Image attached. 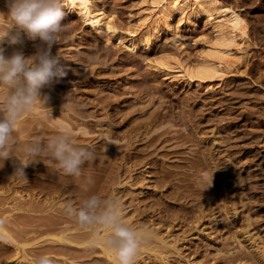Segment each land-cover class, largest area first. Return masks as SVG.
Here are the masks:
<instances>
[{"label": "rangeland", "instance_id": "374dc122", "mask_svg": "<svg viewBox=\"0 0 264 264\" xmlns=\"http://www.w3.org/2000/svg\"><path fill=\"white\" fill-rule=\"evenodd\" d=\"M4 1L0 0V4L6 10L9 0ZM99 1L116 15L118 24L125 29L138 6L137 0ZM229 1L244 8L252 35L259 32L257 29L263 30L258 34V44L251 47L245 73L228 76L224 83L214 86V94L152 73L144 52L130 53L115 41L109 42L107 33L85 27L64 5V30L51 52L53 56L60 55V63L67 68L64 78L68 81L56 87L55 93L58 94V88L61 93L55 99L69 103L77 113L78 122H66L95 130L91 136L77 134L82 136L75 138L79 145L91 148L94 158L83 165L79 177H66L59 170L62 176L70 178L65 185L69 190L54 194L53 209L47 212L70 219L62 208L67 201L78 206L87 195L115 197L122 204L124 218L131 219L134 226H154L169 239H177L180 253L169 252L167 258L161 259L154 251L143 248L135 264H264V260L256 258V254L264 252V146L256 143L264 140V0ZM7 13L6 10L5 17ZM4 21L7 20H0V24L7 25ZM197 29L195 33H185L187 49L193 55L202 49V41L198 39L203 29L201 26ZM40 44L39 38H29L17 50L31 57ZM169 46L175 48L172 42ZM154 112L161 114L158 121L162 120L163 124L158 121L154 125L146 124ZM109 124L113 130L108 129ZM253 129H257L256 134ZM163 131L169 138L165 142L159 139ZM103 134L112 135L116 139L114 143L121 148L113 146ZM126 134L133 142H128L131 148L124 141L128 140ZM153 135L158 139L157 144L151 145L149 137ZM48 137L51 136H39L42 140ZM214 138L217 140L213 142ZM144 157L149 158L144 160ZM20 191H11V196L10 191L6 193L7 206H16L25 198L20 196ZM12 196H15L13 200ZM223 206L231 210L229 214H223ZM235 208L237 214L231 218ZM11 225L19 228L23 222ZM247 238L250 240L239 243ZM251 244L254 248L249 247ZM0 250L3 253L0 264H17L11 243L0 241ZM72 252L82 264H110L96 247L76 248Z\"/></svg>", "mask_w": 264, "mask_h": 264}, {"label": "bare ground", "instance_id": "6f19581e", "mask_svg": "<svg viewBox=\"0 0 264 264\" xmlns=\"http://www.w3.org/2000/svg\"><path fill=\"white\" fill-rule=\"evenodd\" d=\"M137 2L138 6L136 11L133 13L134 15L132 14L133 17L130 18L126 29L118 24L116 15L108 11L105 5L101 4L99 0H64V5H67L71 14L85 27L92 28L98 33H107L109 42L113 43V41H115L118 46L130 53L144 52L146 64L150 71L154 74L160 73V77L162 76L163 79H168L173 83L181 84L188 88H202L207 94H214L213 92L216 90H214V86L221 84V81L224 83L228 76L233 73H245V70L250 63L249 56L251 47L258 44V34L262 32L261 30L263 29H257V31H259L258 33L251 34L249 22L246 14L243 12V7L241 8L238 4H235V2L231 3L229 0H155V2H153V0H137ZM6 10L8 11V8H6ZM6 10L5 7L0 4V20L2 22L3 20H6L4 18ZM6 22L8 23L7 25L0 24V26L3 28L10 27V23L4 21V23ZM198 26H201L203 29V33L201 32L202 35L200 33L202 37L200 36L198 39L202 41V49L198 52L196 51L197 53H194L195 55H193L187 49L188 40L185 33H195L198 31ZM12 31L14 33L15 29ZM163 38H166V42L164 41V43L162 42ZM28 39L29 37L27 34L21 33L20 43H24V41ZM198 40H195L196 43ZM171 42L175 48H169V43ZM20 43L10 45L7 42V39H5V42L0 46L4 47L6 50L5 54L9 55V53L12 54L13 52L18 51L17 49L20 47ZM70 76L72 78V75ZM65 78L54 79L48 84L51 91H47L46 86L41 88V98L44 99L46 97L47 102L46 104H44L43 101L39 102L34 110L21 120L17 127V131L14 134L20 144L30 142L37 137L39 138V136L41 138L42 135H50L52 137L58 132L57 129H60L61 125L64 126L66 130H69L77 140L83 134H86L87 136L90 134L89 136H91V133L95 131L92 132L89 128H86L87 126L84 127L82 125L83 127H75V125L72 126V123L66 122L71 120L78 122V117L76 116L77 113L73 111L74 108H72L69 103L67 104L68 108L62 110L64 102L62 103L60 100H56V95L60 94L61 91L59 93L58 88V90H56L58 91V94H56L57 92L55 93L54 90L59 85L64 84V82L66 83L68 78ZM68 90L70 91V89ZM156 112L151 116V119H149L150 117L148 118L150 120L148 123L146 122L147 120L145 121L149 126L151 124L154 125L160 120L161 114L159 115V113ZM150 115H152V113ZM160 122L162 123V120ZM160 122L159 124H161ZM108 126V129L113 130L110 124ZM254 131L256 134L257 129ZM157 132L158 131L155 133L157 134ZM111 133L113 134L114 132ZM161 133L163 134L164 131ZM99 134H97V136ZM147 134H149V132ZM164 134L161 135L159 139H163L165 142L169 138L168 136H164ZM103 135L107 137L108 134ZM167 135L169 134L167 133ZM145 137L148 138V135ZM107 138L110 143H114L116 140L110 134ZM130 138L131 137L129 136L127 138L128 140H124L123 138V140L129 144V147L132 146L130 143H133ZM149 138L151 145L155 144V140L158 139L154 135ZM48 139L40 140L46 142ZM259 139H261V136ZM216 140L217 139L214 138L213 142ZM256 143H260L264 146L263 139L257 140ZM20 144H14L13 152L16 156L26 159L23 156V153L19 150ZM115 145L118 146L114 143L113 146ZM171 146L174 147L173 144H171ZM178 146L180 147V145ZM118 147L121 148V146ZM124 147H126V145ZM124 147L123 149H125ZM246 153H248V151ZM120 154L122 156L123 153L121 152ZM153 154L155 155V153ZM114 155L115 154H113V156ZM125 155L126 154H124V156ZM210 155L212 157L213 154L211 153ZM147 158L144 157V160ZM35 159L36 160L32 161L24 168L25 176L23 177L15 176V168H12L14 165L18 164V158L13 156L5 160H0V183H2L0 186V217H5L7 220L6 228L11 238L9 243L13 245L12 255L18 259L17 264H35L39 256L46 254H50L48 256L53 257L56 264H82L75 259L76 256L72 251L76 248H88L87 241L90 238V231L82 229L75 223V221L68 218H61L60 216L58 217L49 214L50 210L52 211L53 209V206L51 205L52 200L55 197L53 195H61L62 191L65 192L67 190V188L65 189V185L69 182L70 178L67 179V176H62V173L60 174L55 162L50 161L47 157L40 156ZM6 177L8 183H6ZM20 190L22 192L26 191L24 192L25 194ZM11 191L12 193H19L20 191V196L25 198L21 199L16 206L11 205V207H9L6 204H8V194L11 193ZM7 192L8 194H6ZM15 196H12L11 199L15 198ZM35 196L38 198L43 196L45 199H36ZM88 196L89 195H87V197ZM9 202L11 204L12 201L9 200ZM223 209L224 215L229 214L231 211L224 206ZM236 214L237 209L235 208L231 213V218L232 216H236ZM21 217H27V219L23 220V218L20 220ZM126 220L131 226L137 229L143 237L140 251L143 248H148L154 251L161 259L167 258L166 255L169 252H178L179 248L176 238L172 239L173 237H170L171 239H169L163 233L161 234V231L156 230L154 226L151 228L147 226L137 228V225L136 227L131 223V219L126 218ZM19 221L20 223L23 222V226L15 228L11 225L12 223ZM250 224L251 223L249 222L248 225ZM245 233H247V230ZM247 240H250V238L239 240V243L243 244ZM249 247L254 248L253 244ZM42 248H44V250H42ZM96 248L103 255L101 257L105 258L110 264H116L113 254L106 247L102 244H98ZM2 254V250H0V256ZM68 254H70V257ZM71 255L73 256L71 257ZM237 257L238 255H236V258ZM256 258L258 260H264V252L260 255L256 254ZM69 259L71 260L69 261ZM58 260H61L62 262ZM1 261H3V259L0 260V263Z\"/></svg>", "mask_w": 264, "mask_h": 264}, {"label": "clouds", "instance_id": "9594fccd", "mask_svg": "<svg viewBox=\"0 0 264 264\" xmlns=\"http://www.w3.org/2000/svg\"><path fill=\"white\" fill-rule=\"evenodd\" d=\"M8 9L4 18L11 26H0V45L5 39L10 45L20 43L21 33L32 40L39 38L41 44L31 57L19 51L6 55L5 48L0 46V160L18 158L14 175L23 177L25 167L35 158L45 156L54 161L64 175L79 177L83 165L94 158V152L88 146L79 145L64 126L61 125L46 142L36 138L20 144L14 136L23 117L39 102L46 104L47 98H41V88L67 75L60 55L53 56L51 52L64 30V0H9ZM65 108H68L66 103L62 110ZM14 144H20L19 150L26 159L14 154ZM62 208L82 229L90 231L88 247L102 244L113 254L116 264H135L143 237L124 218L122 204L117 198L91 195L78 206L67 201ZM6 223V218L0 217V241L8 243L11 238ZM35 264H55V260L41 255Z\"/></svg>", "mask_w": 264, "mask_h": 264}, {"label": "snow or ice", "instance_id": "6c2138e0", "mask_svg": "<svg viewBox=\"0 0 264 264\" xmlns=\"http://www.w3.org/2000/svg\"><path fill=\"white\" fill-rule=\"evenodd\" d=\"M153 2H155V0H153Z\"/></svg>", "mask_w": 264, "mask_h": 264}]
</instances>
